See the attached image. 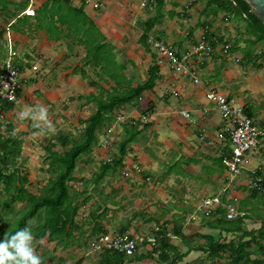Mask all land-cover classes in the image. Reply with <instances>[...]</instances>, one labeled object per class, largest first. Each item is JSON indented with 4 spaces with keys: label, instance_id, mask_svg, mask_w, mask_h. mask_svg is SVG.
Returning a JSON list of instances; mask_svg holds the SVG:
<instances>
[{
    "label": "crops",
    "instance_id": "obj_1",
    "mask_svg": "<svg viewBox=\"0 0 264 264\" xmlns=\"http://www.w3.org/2000/svg\"><path fill=\"white\" fill-rule=\"evenodd\" d=\"M99 1L105 6L96 8L84 0H0V73L9 56V36L15 63L23 73L18 101L3 107L0 132L9 126L22 138V157L24 148L34 147L35 131L47 132L48 123L63 126L84 121L97 109L94 98L101 92L105 98L107 91L137 87L149 81L151 69L156 72L153 86L120 106L117 119L99 135V143L79 158L71 181L82 184L79 194L74 192L80 207L72 237L59 244L44 237L43 252L39 251L41 239H36L37 251L43 264H98L100 256L117 255L109 249H93L90 241L103 234H126L142 241L134 254H125L124 264H166L162 251L169 261L184 256L176 264H208V253L196 247L206 246L201 235L219 234V230L205 223V213L198 206L207 197L245 200L253 187L250 171L256 169L264 178V145L247 154L238 173L223 164L228 148L218 134L227 124L216 103L206 96L216 90L235 99L245 113L264 125V98H252L259 91V77L254 63H243L241 47L248 37L243 40L238 27L244 21L224 11L215 14L202 3L190 5L191 0H164L165 12L147 37L153 35L181 52L196 43L207 26L206 34L217 39L207 59L193 60L199 78L195 83L191 75L161 62L144 41L146 22L158 8H143L141 0ZM103 43L112 53L109 71L114 78L87 57L88 49L93 52ZM259 70L263 72L264 66ZM41 105L48 108L46 119L39 118ZM22 111L29 115L21 117ZM131 121L141 122V133L128 145L122 165L112 166L99 177L102 166L117 157L124 124ZM259 226L254 218L247 223L249 229Z\"/></svg>",
    "mask_w": 264,
    "mask_h": 264
},
{
    "label": "trees",
    "instance_id": "obj_2",
    "mask_svg": "<svg viewBox=\"0 0 264 264\" xmlns=\"http://www.w3.org/2000/svg\"><path fill=\"white\" fill-rule=\"evenodd\" d=\"M190 2V5L202 3L205 5V9L213 10L215 14L224 11L233 19L243 20L247 32L253 36L245 39L246 42L251 45L264 42V24L251 11L245 0H191ZM164 4V0H157L155 8H158V12L146 22V29L143 33L144 41L145 38L147 41L148 31L154 26L158 17L163 14ZM190 5L186 6L184 10H188ZM188 13L190 12L188 11ZM209 36L212 38L211 35ZM88 39L90 41V37ZM215 42L217 39H213V44ZM97 45L98 47L93 52L88 49L87 57L94 63L100 64L103 73L113 77L112 72L109 71L113 63L112 53L104 43ZM260 53L261 55L254 54L251 50L245 52L243 63L255 64L257 57L262 56L264 58V49ZM255 65L257 69L263 67L261 63ZM155 78L156 72L153 68L150 71L149 81L142 85L130 86L123 91H118V89L113 90V92L107 91L105 98L101 92L98 97L94 98L98 105L97 109L82 121L85 123V127L80 132L79 137H74L69 132H63V139L59 140L60 147L57 149L55 148L58 146L57 138L62 132H58V135L54 137L56 142L52 141L53 138H51L45 147V151L47 154L46 161H48L47 170L52 173V176L43 186L40 194L31 192L26 186L29 183V174L24 168L23 162H20L23 154L22 138L9 126L6 127L5 132H0V240L5 235L28 225L30 221L36 239L40 240L47 237L49 241H57L59 244L72 237L71 232L75 227L74 219L80 203L77 197L71 193L72 186L69 183L75 179L74 173L79 158L88 155L99 143V135L117 119V109L125 103H132L139 98L143 90L153 86ZM150 109L152 106L144 112H148ZM245 111L247 112V110ZM140 124V121L124 124L125 134L119 141L118 155L112 163L102 166L99 177L112 166L116 168L122 165L128 151V145L135 141L137 135L141 133V129L138 128ZM226 135L228 134L226 133ZM223 141L228 148V154L224 156L223 164L229 170L225 164V159L231 156L232 146L228 138ZM24 160L26 159L24 158ZM250 176H253L252 173ZM261 178V185L264 187V178ZM246 196L245 200L238 201V199H227L225 195L220 198V202L210 215L206 216L203 213L205 223L213 229L219 230V234L212 232L201 235L206 239V246L196 247V249H205L208 253L207 257L210 260L208 264H264V192L251 187ZM16 203L22 204L18 210L14 206ZM230 204L244 211L245 215L234 219L227 218V207ZM253 218L258 220L260 226L249 229L247 223ZM34 222H36L35 226H33ZM159 231H157L156 236L159 235ZM179 234L187 237L181 232ZM89 246L91 247L90 244ZM116 252L114 254L117 256H100L101 261L98 264H124V260L128 256ZM162 254L167 255L162 256L163 263L166 264H176L182 261L184 257L175 256L169 261L170 256L164 251ZM105 255L107 254L105 253Z\"/></svg>",
    "mask_w": 264,
    "mask_h": 264
},
{
    "label": "built area",
    "instance_id": "obj_3",
    "mask_svg": "<svg viewBox=\"0 0 264 264\" xmlns=\"http://www.w3.org/2000/svg\"><path fill=\"white\" fill-rule=\"evenodd\" d=\"M84 2L93 3L96 8L105 6V3L99 0H84ZM156 3L157 0H141L143 8L153 9ZM206 31H209L208 26L199 40L182 52L173 44L164 42L153 35L148 36L147 42L158 53L161 62L169 63L175 71L191 75L194 82L198 83L199 78L192 68L193 60L207 59L214 51L213 38L209 37ZM8 42L9 56L0 73V119L3 117V105L5 103H16L22 87L23 73L15 63L16 52L10 36L8 37ZM228 48L229 45H226L225 49ZM33 69H37V67L33 66ZM206 96L210 101L216 103L227 124L225 129L219 132L218 137L221 140L226 138L230 140L232 153L229 158L225 159V164L229 167V171L238 173L247 154L258 150L264 145V125H259L253 117L246 114L243 107L235 99L229 98L216 90H209ZM146 117L143 116L144 119ZM136 168L139 169L138 166ZM257 172L256 169L251 170L253 175L251 184L264 192V187L261 185L262 178L257 175ZM219 202L220 198L218 196L205 198L198 206V209L202 210L206 215H210ZM243 215H245V212L239 210L237 206L228 205L227 218L234 219ZM148 240L153 242L154 238H149ZM141 241L142 239L138 236L103 234L93 238L90 245L93 249H109L132 255Z\"/></svg>",
    "mask_w": 264,
    "mask_h": 264
},
{
    "label": "rangeland",
    "instance_id": "obj_4",
    "mask_svg": "<svg viewBox=\"0 0 264 264\" xmlns=\"http://www.w3.org/2000/svg\"><path fill=\"white\" fill-rule=\"evenodd\" d=\"M189 1V0H188ZM196 8V6H194ZM155 8V7H154ZM153 11L156 10V8ZM163 12V11H162ZM165 12V9H164ZM193 12V11H192ZM194 16L193 19L197 20V11H194ZM203 19V17L198 18V20ZM244 23L240 24V26L238 27V33H240V37L243 39L247 38V37H253L251 36V34H249L246 30V28L244 27L245 25H243ZM200 25L198 24L197 27H199ZM237 35V33L233 34V37H235ZM246 36V37H245ZM243 39V40H244ZM244 45H242V51L245 53L247 51H252L254 54H258L261 55L260 51H262L264 49V42H259L257 44L251 45L248 44L246 41L243 43ZM236 55H238L237 57H240L239 59L243 58L242 57V53L241 52H235ZM255 64H263L264 66V58L261 56L260 58L257 57L255 60ZM235 63H237L239 65V62L236 60ZM253 65V69L257 72L255 75L259 77L258 79V84L256 86V89H259L258 93H253L252 98L253 99H258V100H263L264 98V71L261 72V70L256 68V65ZM36 67L38 68V65H36ZM240 67V65H239ZM261 69V68H260ZM255 76V78H256ZM262 80V81H261ZM23 86V85H22ZM22 88V87H21ZM36 122H43V121H36ZM70 122V120H69ZM49 128L47 130V132H43L42 130H37L35 131V133L38 134V137H33V139H31V141L34 144V147L31 148V144H29V146L26 148H24V155L23 157L20 158V162H23L24 164V168H26V171L29 174V183H27V188L35 193V194H40L42 192V188L43 186H45L50 178V176H52V173L47 170L48 168V161H46V151H45V144H48V142L51 140V136H53V140L54 142H56L58 140V145L60 146V141L63 139V132H69L71 133L72 136L74 137H79L80 136V132L84 129L85 127V123L82 121H78L75 125L73 124V122L71 121L70 124L68 125H63L60 126V123H55L54 126L50 123H48ZM41 127V126H40ZM4 128H0V131H3ZM58 132H62L59 134L57 140L54 139L55 136L58 135ZM56 149L59 147H55ZM26 157V160H24V158ZM69 184H72V189H71V193L74 195L79 194V189L82 188V184L79 182H71ZM74 189V190H73ZM16 210L20 209L22 207L21 203H16L15 205ZM36 222L33 223V226H35ZM44 241V240H43ZM38 243V242H37ZM42 247L39 249L40 252L44 251V242L41 243ZM45 244L47 245V243L45 242ZM49 246H53V244H49Z\"/></svg>",
    "mask_w": 264,
    "mask_h": 264
},
{
    "label": "clouds",
    "instance_id": "obj_5",
    "mask_svg": "<svg viewBox=\"0 0 264 264\" xmlns=\"http://www.w3.org/2000/svg\"><path fill=\"white\" fill-rule=\"evenodd\" d=\"M48 108L39 106L40 119H46ZM35 116L37 113H31ZM21 117L29 115L27 111L20 113ZM43 243V240L40 241ZM0 264H43V257L37 251L36 237L31 221L28 225L19 228L15 232L7 234L0 240Z\"/></svg>",
    "mask_w": 264,
    "mask_h": 264
},
{
    "label": "water",
    "instance_id": "obj_6",
    "mask_svg": "<svg viewBox=\"0 0 264 264\" xmlns=\"http://www.w3.org/2000/svg\"><path fill=\"white\" fill-rule=\"evenodd\" d=\"M251 8V11L264 24V0H245Z\"/></svg>",
    "mask_w": 264,
    "mask_h": 264
}]
</instances>
